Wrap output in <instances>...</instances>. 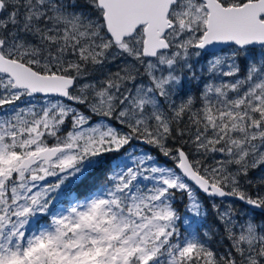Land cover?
Wrapping results in <instances>:
<instances>
[{
  "label": "snow or ice",
  "instance_id": "1",
  "mask_svg": "<svg viewBox=\"0 0 264 264\" xmlns=\"http://www.w3.org/2000/svg\"><path fill=\"white\" fill-rule=\"evenodd\" d=\"M0 264H264V0H0Z\"/></svg>",
  "mask_w": 264,
  "mask_h": 264
},
{
  "label": "trees",
  "instance_id": "2",
  "mask_svg": "<svg viewBox=\"0 0 264 264\" xmlns=\"http://www.w3.org/2000/svg\"><path fill=\"white\" fill-rule=\"evenodd\" d=\"M160 160H161V161H164V160H165V158L161 156V157H160Z\"/></svg>",
  "mask_w": 264,
  "mask_h": 264
},
{
  "label": "rangeland",
  "instance_id": "3",
  "mask_svg": "<svg viewBox=\"0 0 264 264\" xmlns=\"http://www.w3.org/2000/svg\"><path fill=\"white\" fill-rule=\"evenodd\" d=\"M65 207H67V205H65Z\"/></svg>",
  "mask_w": 264,
  "mask_h": 264
}]
</instances>
